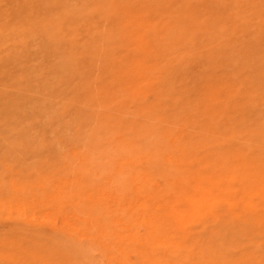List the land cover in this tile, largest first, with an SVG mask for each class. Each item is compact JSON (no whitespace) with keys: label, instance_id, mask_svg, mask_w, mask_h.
Segmentation results:
<instances>
[{"label":"bare ground","instance_id":"obj_1","mask_svg":"<svg viewBox=\"0 0 264 264\" xmlns=\"http://www.w3.org/2000/svg\"><path fill=\"white\" fill-rule=\"evenodd\" d=\"M0 264H264V0H0Z\"/></svg>","mask_w":264,"mask_h":264}]
</instances>
